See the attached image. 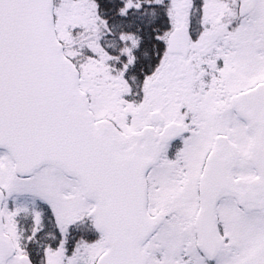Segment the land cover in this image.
I'll return each mask as SVG.
<instances>
[{
    "label": "snow or ice",
    "instance_id": "1",
    "mask_svg": "<svg viewBox=\"0 0 264 264\" xmlns=\"http://www.w3.org/2000/svg\"><path fill=\"white\" fill-rule=\"evenodd\" d=\"M0 264H264V0H0Z\"/></svg>",
    "mask_w": 264,
    "mask_h": 264
}]
</instances>
